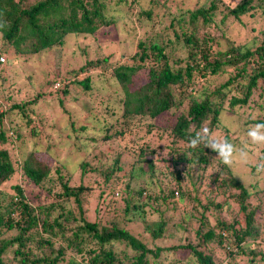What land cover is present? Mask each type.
Masks as SVG:
<instances>
[{
    "label": "trees",
    "instance_id": "obj_1",
    "mask_svg": "<svg viewBox=\"0 0 264 264\" xmlns=\"http://www.w3.org/2000/svg\"><path fill=\"white\" fill-rule=\"evenodd\" d=\"M167 1L149 4L165 9ZM120 4L130 3L0 0V58L7 50L13 55L55 50L68 34L92 36L115 22ZM192 7H178L168 19L170 36L164 28L159 40L138 41L123 62L104 56L79 67V74L99 68V76L116 85V91L106 88L105 104L112 98L120 108L114 121V111L94 115L100 126L92 129L67 121L71 147L83 154L75 174L35 147L24 151L16 166L4 144L20 141L22 129L2 127L0 110V187L18 173L9 192L0 190V264H240L244 258L264 264V191L244 186L210 149L187 147L202 125L239 147L248 126L264 122V30L237 45L221 36L223 49L210 30L204 32L211 22L222 31L228 17L264 20V0H239L223 9L221 0H203ZM138 15L151 19L150 10ZM223 75L227 78L212 88L201 86ZM89 81L88 74L73 82L89 91ZM47 90L60 108V95ZM34 98L14 101L9 110L20 114L31 135H43V120L32 112L39 97ZM135 171L147 176L145 188H134ZM202 181L224 200L215 203L212 190L203 193ZM23 183L39 190L43 200L31 202ZM156 197L165 208L176 205V197L179 213L172 219L178 221H166L162 211L160 219L142 221L148 236L139 238L125 222H133L130 213L139 202ZM230 207V219L211 215ZM173 227L183 232L178 244L149 246Z\"/></svg>",
    "mask_w": 264,
    "mask_h": 264
},
{
    "label": "rangeland",
    "instance_id": "obj_2",
    "mask_svg": "<svg viewBox=\"0 0 264 264\" xmlns=\"http://www.w3.org/2000/svg\"><path fill=\"white\" fill-rule=\"evenodd\" d=\"M126 2L130 4H120L117 10L114 11L115 22L106 28L101 27L100 31L92 36L68 34L65 36L63 44L52 51L42 50L36 54L13 55L12 52L7 50L1 55V58L4 59V63H0V110L3 111L2 127L6 130L22 129L20 141L11 139L12 143L4 144L6 146L5 149L12 153V159L17 160L16 166L18 161L21 160L20 155L24 151L35 147V150L46 151L48 156L56 159L57 164H62L69 172L75 174L83 154L81 151H76V146L73 145L75 148L71 147L73 140L67 136L72 133L67 121L73 120L75 127L86 125V127L92 129L93 126H100V121L93 118L95 117L94 115H99L103 118L110 116V112L114 111L116 113L110 118V120L114 121L118 118V109L120 108L119 104L112 98L109 104H105L104 101L107 96L106 88L110 91H116V85L111 80H105L100 77L99 68L89 69L79 74L77 72L79 67L87 61L102 60L104 56H109L108 59L113 63L123 62L127 57L134 54L138 41H147L153 38L159 40L162 37L163 29L168 25V19H171L175 13L177 14L178 9L193 8L192 6L195 3L201 2L203 4V0H169L166 3L167 8L164 9V6L158 5V3L150 5L149 0H126ZM238 2L239 0H221L223 5L221 9L232 7ZM145 10L151 11V19L138 15V12ZM218 17H221V15ZM226 19L224 27L220 26V30L222 31L213 26L214 22L206 25L204 29V32L210 30V35L213 39H219L220 48L222 49L224 48V44L222 43V38H220L221 36L227 37L229 41H233V44L237 45L251 40L252 36L264 30V20L261 19H254L248 16H243L239 19H232L231 17ZM166 32L169 33L168 36L171 35L169 28L164 30V33ZM1 49L0 46V51ZM88 74L90 75L89 91H82L81 87L73 81L76 78L79 80ZM51 75L57 76L58 80L52 81ZM215 77H211L208 83H204L201 86L206 85L208 88H212L218 82H223L227 78V75ZM203 79H201V82ZM43 83L46 87L40 86ZM64 84H68L66 86V93L62 91L65 88ZM201 86H198L197 89ZM46 88L60 95L62 99L60 108L54 98H49L44 94ZM36 96L39 98L32 106V112L43 120V129H45L43 135H31L29 127L23 126L24 121L23 123L21 122L23 119L20 114L15 109L9 110L10 104L14 101H30L35 99L34 97ZM252 117L255 118V114H252ZM96 120L98 122H95ZM144 121L147 122L148 118H144ZM92 132L90 131L89 133ZM7 133L13 136L10 132ZM215 135L221 137L218 133H215ZM241 138L243 139L240 142L242 146L246 141V137L243 136ZM262 150H264V145L250 146L248 148L250 154L248 164L245 166L236 163L231 168L235 178L244 186L251 185L258 190L261 189L259 190L261 193L264 191V174H257L251 168L255 167L257 160L262 155ZM212 165H214V161L209 164L208 173L213 171ZM16 175L15 177L18 179V173ZM134 175L137 177L134 181V188L139 186L145 188L148 182L147 176L138 171H135ZM15 177L10 178L2 184L0 190L9 192L11 185L17 181ZM21 185H23V189H26V196L31 202L43 200L44 197L39 190L27 188L26 183ZM201 186L203 193L206 189L207 191L212 190L213 193L208 191L211 194L209 197H213L215 203L224 200L225 196L215 191L212 187L210 188L206 181H202ZM148 190L151 192L152 189ZM201 197L204 199V202L205 195L203 196L202 194ZM175 198L174 203L176 205L169 203L166 206L167 208H165L163 203L160 205L159 198L157 197L153 199L144 198L138 203V208L133 213H130L132 217L130 220L133 222H125V224L130 223L128 224L130 232L138 235L139 238H147L148 234L143 230V222L150 223L160 219V212L165 210L164 218L166 221L167 219L170 220L168 222L172 221V223L178 221V219H172V217L177 215V212L179 213L178 209H174L178 208L180 204ZM168 201L166 200L165 203ZM90 207L93 208L94 204H91ZM228 210L233 211V208H224L222 211H217L211 215H219V217L230 219L227 213ZM130 215L127 217L129 218ZM208 215H210L209 212ZM188 236L192 238L193 234L190 233ZM180 238H183V232L173 227L164 239L155 241L149 246L159 245L161 247H169L178 244V239ZM244 259L240 264H251L246 258ZM255 264L263 263L257 262Z\"/></svg>",
    "mask_w": 264,
    "mask_h": 264
},
{
    "label": "clouds",
    "instance_id": "obj_3",
    "mask_svg": "<svg viewBox=\"0 0 264 264\" xmlns=\"http://www.w3.org/2000/svg\"><path fill=\"white\" fill-rule=\"evenodd\" d=\"M1 62L4 61L3 58ZM246 141L242 146H237L230 142L227 138H221L213 133V130L207 126H201L198 131L192 135L187 141V147L196 149L203 145L204 148L210 149L215 153L214 160H218L221 164L228 168H232L236 163L247 165L250 154L248 148L250 146L264 145V122L254 123L248 126L245 133ZM257 174H264V157L257 160L255 164Z\"/></svg>",
    "mask_w": 264,
    "mask_h": 264
},
{
    "label": "built area",
    "instance_id": "obj_4",
    "mask_svg": "<svg viewBox=\"0 0 264 264\" xmlns=\"http://www.w3.org/2000/svg\"><path fill=\"white\" fill-rule=\"evenodd\" d=\"M2 61V59H0Z\"/></svg>",
    "mask_w": 264,
    "mask_h": 264
}]
</instances>
